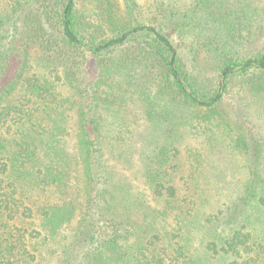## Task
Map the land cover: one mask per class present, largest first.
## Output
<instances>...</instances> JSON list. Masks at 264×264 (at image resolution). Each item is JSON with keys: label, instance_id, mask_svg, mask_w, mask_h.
<instances>
[{"label": "trees", "instance_id": "obj_1", "mask_svg": "<svg viewBox=\"0 0 264 264\" xmlns=\"http://www.w3.org/2000/svg\"><path fill=\"white\" fill-rule=\"evenodd\" d=\"M5 2L0 264H264V133L226 99L239 79L264 124V0ZM202 128L225 139L194 160L247 169L205 218L177 183Z\"/></svg>", "mask_w": 264, "mask_h": 264}, {"label": "rangeland", "instance_id": "obj_2", "mask_svg": "<svg viewBox=\"0 0 264 264\" xmlns=\"http://www.w3.org/2000/svg\"><path fill=\"white\" fill-rule=\"evenodd\" d=\"M2 1H4L2 3ZM6 0H0V7L5 5ZM188 0H186L183 5L185 10L188 7ZM146 0H140V5H144ZM90 74L92 72L89 71ZM89 75V74H88ZM240 87L241 81L237 79L230 93L227 96L228 103L234 104V106H239V113L237 115L240 119L245 120L246 126L256 125L264 133V124L260 121L261 118L258 114V106H255L256 101L252 100L251 107L248 106L247 95L241 91ZM241 100V101H240ZM247 116V117H246ZM248 118V121H247ZM144 121L141 119L140 124H144ZM139 132L142 135H148L146 127H139ZM180 138V148L182 152L181 156V165L182 172L181 178H178V185L182 188V198H187L188 201L195 200L196 206L200 208V217L205 218L208 215H215L219 211L226 208V206L233 203L236 198L239 196V193L244 188L247 179V169L245 168L244 159L238 155H233V149L231 145H225L218 149V152L221 153L215 159V156L208 159L209 162L198 163L197 160H194L191 154H206L212 151L213 146L216 141H222L225 139L224 135L215 129L206 128L199 130H184ZM205 159V160H206ZM217 162V164L215 163ZM216 165L220 170H224L223 174L226 175V180L219 179L213 173L208 172L211 168V165ZM204 169V170H203ZM198 171L200 175H198ZM133 171L126 170L123 172L124 175H127L128 179H131ZM135 184L136 181L134 182ZM189 207H194V205L188 204ZM173 223L171 226H167V231L172 230V225L177 224L175 220H171ZM169 239H164L165 246L169 243ZM199 243V241H197ZM163 248L160 246V251ZM198 255L203 261L205 256L203 251H200ZM169 263V261H166ZM211 264H222V262L214 260ZM227 264V263H226Z\"/></svg>", "mask_w": 264, "mask_h": 264}]
</instances>
